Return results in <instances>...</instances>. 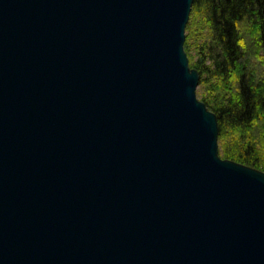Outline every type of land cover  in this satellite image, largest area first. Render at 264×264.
<instances>
[{
    "label": "water",
    "instance_id": "1",
    "mask_svg": "<svg viewBox=\"0 0 264 264\" xmlns=\"http://www.w3.org/2000/svg\"><path fill=\"white\" fill-rule=\"evenodd\" d=\"M193 0H0V264H264V173L217 156Z\"/></svg>",
    "mask_w": 264,
    "mask_h": 264
},
{
    "label": "trees",
    "instance_id": "2",
    "mask_svg": "<svg viewBox=\"0 0 264 264\" xmlns=\"http://www.w3.org/2000/svg\"><path fill=\"white\" fill-rule=\"evenodd\" d=\"M184 50L221 158L264 172V0H193Z\"/></svg>",
    "mask_w": 264,
    "mask_h": 264
},
{
    "label": "rangeland",
    "instance_id": "3",
    "mask_svg": "<svg viewBox=\"0 0 264 264\" xmlns=\"http://www.w3.org/2000/svg\"><path fill=\"white\" fill-rule=\"evenodd\" d=\"M186 27V26H185ZM185 42V41H184ZM185 51V50H184ZM186 53V52H185ZM255 53V52H254ZM188 58V57H187ZM254 61H255V63L257 64V65H260V63H259V61L257 60V59H254ZM188 64H189V61H188ZM261 67V66H260ZM191 69H193V68H191ZM194 70V69H193ZM199 83V82H198ZM197 92H198V86H197V88H196V96H197ZM198 98V97H197ZM199 100V99H198ZM217 142H218V135H217ZM217 156L219 157V158H221V156H220V154H219V147H218V151H217ZM222 159V158H221ZM222 160H226V159H222ZM226 161H230V160H226ZM231 162H233V161H231ZM233 163H235V162H233ZM237 164V163H236ZM239 165H241V164H239ZM242 166H244V165H242ZM245 167H247V166H245ZM248 168H251V167H248ZM251 169H253V170H255V171H258V172H261V173H264L262 170H260V169H255V168H251Z\"/></svg>",
    "mask_w": 264,
    "mask_h": 264
}]
</instances>
